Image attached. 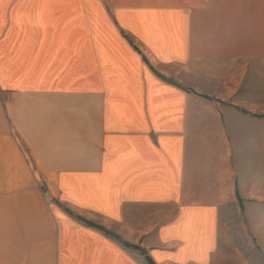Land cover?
Wrapping results in <instances>:
<instances>
[{"label": "crops", "instance_id": "obj_1", "mask_svg": "<svg viewBox=\"0 0 264 264\" xmlns=\"http://www.w3.org/2000/svg\"><path fill=\"white\" fill-rule=\"evenodd\" d=\"M250 51L264 0H0V264H212L263 238Z\"/></svg>", "mask_w": 264, "mask_h": 264}, {"label": "rangeland", "instance_id": "obj_2", "mask_svg": "<svg viewBox=\"0 0 264 264\" xmlns=\"http://www.w3.org/2000/svg\"><path fill=\"white\" fill-rule=\"evenodd\" d=\"M250 53L259 52L250 51L247 58L257 56L264 60V51L261 55ZM228 244L229 250L224 249L212 264H264V234L263 238H229Z\"/></svg>", "mask_w": 264, "mask_h": 264}]
</instances>
